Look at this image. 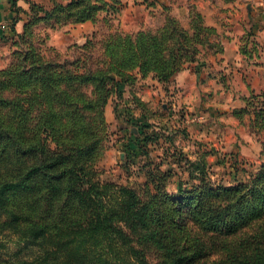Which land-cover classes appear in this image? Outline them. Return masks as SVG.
<instances>
[{"label": "rangeland", "instance_id": "374dc122", "mask_svg": "<svg viewBox=\"0 0 264 264\" xmlns=\"http://www.w3.org/2000/svg\"><path fill=\"white\" fill-rule=\"evenodd\" d=\"M35 1L27 36L0 43V70L33 63L49 78L0 91L4 114L27 111L23 129L62 150L95 141L91 175L142 195L156 166L171 170L170 192L201 175L236 185L260 169L264 0H91L85 19L46 16L71 0ZM15 241L0 235V258Z\"/></svg>", "mask_w": 264, "mask_h": 264}, {"label": "trees", "instance_id": "16d2710c", "mask_svg": "<svg viewBox=\"0 0 264 264\" xmlns=\"http://www.w3.org/2000/svg\"><path fill=\"white\" fill-rule=\"evenodd\" d=\"M41 10L29 1L14 39L28 34ZM44 11L85 19L95 4L71 0ZM43 78L33 63L12 65L0 70V91ZM10 104L0 97V235L13 234L17 248L0 264H264V163L247 182L214 185L201 175L191 188L178 182L175 192L167 189L171 170L156 166L142 195L91 175L95 141L52 148L23 129L26 110L14 104L2 112Z\"/></svg>", "mask_w": 264, "mask_h": 264}, {"label": "crops", "instance_id": "0c3cea01", "mask_svg": "<svg viewBox=\"0 0 264 264\" xmlns=\"http://www.w3.org/2000/svg\"><path fill=\"white\" fill-rule=\"evenodd\" d=\"M29 1L31 0H16V4L20 8L17 13L13 10L10 0H0V43L12 40L15 33L23 31Z\"/></svg>", "mask_w": 264, "mask_h": 264}]
</instances>
